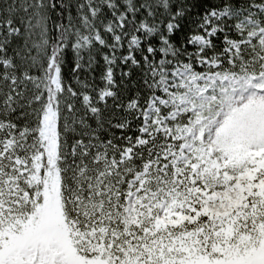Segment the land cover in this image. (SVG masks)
I'll use <instances>...</instances> for the list:
<instances>
[{"label":"snow or ice","instance_id":"6c2138e0","mask_svg":"<svg viewBox=\"0 0 264 264\" xmlns=\"http://www.w3.org/2000/svg\"><path fill=\"white\" fill-rule=\"evenodd\" d=\"M264 97V0H0V264H245L264 146L194 122Z\"/></svg>","mask_w":264,"mask_h":264},{"label":"rangeland","instance_id":"374dc122","mask_svg":"<svg viewBox=\"0 0 264 264\" xmlns=\"http://www.w3.org/2000/svg\"><path fill=\"white\" fill-rule=\"evenodd\" d=\"M193 127L198 133L197 138L212 131L227 146L233 160L240 162L251 155L248 151L251 144L264 146V97L255 93H241L234 97L229 94L209 102ZM254 253L264 258V249ZM231 256L238 254L232 253Z\"/></svg>","mask_w":264,"mask_h":264},{"label":"trees","instance_id":"16d2710c","mask_svg":"<svg viewBox=\"0 0 264 264\" xmlns=\"http://www.w3.org/2000/svg\"><path fill=\"white\" fill-rule=\"evenodd\" d=\"M254 252L255 251H253L250 254L251 264H264V258L260 257L259 255L255 254ZM235 263L245 264V262L242 259H240L238 256H231L230 260H229V264H235Z\"/></svg>","mask_w":264,"mask_h":264}]
</instances>
